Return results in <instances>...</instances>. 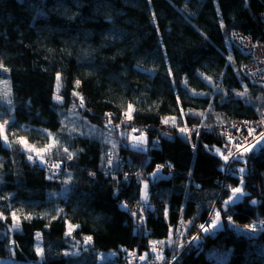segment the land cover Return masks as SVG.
<instances>
[{
    "label": "trees",
    "instance_id": "1",
    "mask_svg": "<svg viewBox=\"0 0 264 264\" xmlns=\"http://www.w3.org/2000/svg\"><path fill=\"white\" fill-rule=\"evenodd\" d=\"M263 15L264 0H0V123L54 142L42 164L20 143L7 164L0 149V261L96 264L112 253L103 264H125L135 253L140 264L163 241L174 264H264V147L230 165L246 168L245 194L226 211L225 183L240 181L215 153L225 148L217 126L264 113L262 88L242 72L250 56L232 39L264 42ZM133 129H147L146 147L128 143ZM157 166L168 174L153 179ZM146 180L154 209L140 221L128 206L143 203ZM213 209L222 228L191 241Z\"/></svg>",
    "mask_w": 264,
    "mask_h": 264
},
{
    "label": "snow or ice",
    "instance_id": "2",
    "mask_svg": "<svg viewBox=\"0 0 264 264\" xmlns=\"http://www.w3.org/2000/svg\"><path fill=\"white\" fill-rule=\"evenodd\" d=\"M235 35V33H234ZM231 56H229V60H231ZM0 67H3V65H0ZM4 72H7L8 69L7 68H4L3 69ZM169 72L171 73V70L169 69ZM60 74L57 73L56 75V79L57 81L59 82L60 81ZM2 83H7V81H0ZM77 85L80 83L79 81H76ZM59 86V84H58ZM246 94V90L244 93H237V95H245ZM55 99L57 101H60L62 99V97H60L59 95H57L55 97ZM83 105V101L81 99V106ZM133 109H132V105H128V110L124 113V115L127 117L128 120H131L132 119V116H131V113H132ZM182 115H183V111H182ZM200 115H203V113H201ZM172 119V123L173 125L176 124V120L175 118H171ZM110 122V121H109ZM165 123H167L168 121L165 120L164 121ZM264 122V121H262ZM9 121L8 120H3L2 123H0V138H3L4 142L7 143L8 142V137L7 135H5V126L8 125ZM246 125L248 122H244ZM235 126V125H233ZM119 127V126H117ZM179 132L181 133H184V134H189L191 133L192 130L188 129L187 126L185 127H180L179 129ZM133 132H136L138 131L137 129H133L132 130ZM197 134L198 133V130H197ZM49 136H51V134H49ZM145 136H146V133H143L141 132V135L140 136H133L131 137V140L133 142V147H139L141 145H143L145 143ZM248 137H252V141H249ZM248 137H244L243 140H241L240 138H236V142L233 144L232 141H233V138L231 136H228V144L225 145V150L226 151H222L220 148H216L215 149V153L218 154L223 162L225 164H228V162L230 160H233V161H240V160H244V157L253 151V149L261 142V141H264V132H260L259 133V136L257 137L255 135V129L254 128H251V127H248ZM20 144L24 145L25 146V150L29 153L27 158L29 161H33V153L35 154V157L36 159H38L41 163H45V154L46 153H49L50 150L53 148V143H48L46 144L44 147L42 148H36L34 146H29L27 145V142L21 138L19 141H18ZM231 145V146H229ZM116 145L113 144V149H115ZM207 147V146H205ZM235 149V150H233ZM64 152L67 153V159L70 161L73 159V154L71 152H69L68 148H64ZM244 163L246 164L247 161L245 160ZM107 165L108 166H111L113 165V159L111 156L108 157L107 159ZM60 163H56L54 165H50V167L54 168V169H59L60 168ZM163 167V166H157V173H154L153 176L157 175L158 172H159V169ZM239 173L241 174V179H240V184L242 185L244 183V179H243V174L245 173L246 171V168L245 167H240L238 169ZM56 173L54 172L53 175H55ZM53 177L50 176L49 179H52ZM127 175H125V179H127ZM69 181L68 180H65L64 183L67 184ZM230 188V191H231V195L228 197L227 200H224L223 201V204H224V211L227 210V206L230 204V203H234V198H236L239 195H244V191H243V188L240 187V186H235V187H232V186H228ZM147 189H148V183L147 182H143V190L141 192V199L144 200L145 202L147 201ZM252 203H256V201H252ZM127 207V206H125ZM132 216L135 217L136 216V213L135 212H132ZM11 217H12V221H13V225H12V228L14 230H18L19 227H20V223H19V217L17 216L16 214V211H13L11 213ZM5 217L3 216L2 213H0V219H4ZM26 219L30 218V217H25ZM143 217L141 216V219ZM228 219V222L229 223H232V217L229 215L227 217ZM191 223V222H189ZM221 223V210H217V209H213V215H212V218H211V222L208 223L207 225L205 224H200L198 227H199V230L203 233H209L210 231L212 230H215ZM264 223V222H262ZM68 232L66 233V235H71V231L73 230V228L75 227L74 225H71L70 223L68 224ZM186 227V225H185ZM254 227V226H253ZM179 231V230H178ZM182 234V233H181ZM37 236H39V233L37 234ZM169 237H171V231L169 233ZM92 237L91 236H88V237H85L84 239V243L87 244L91 241ZM200 239L199 235H196V236H193L191 238V241H195V240H198ZM189 241V243L191 242ZM14 243V241L12 242ZM79 243V242H77ZM152 243H156V242H152ZM161 244H163L164 242L161 241L159 242ZM180 247H183V244L180 245ZM37 254L38 255H41L42 257V249L39 247V245H37ZM153 251H156L155 248H153ZM69 253H65V255H68ZM73 255H75V253H71ZM158 258H160L158 256ZM141 260L144 259V257H141L140 258ZM176 259V255L173 256V260Z\"/></svg>",
    "mask_w": 264,
    "mask_h": 264
},
{
    "label": "built area",
    "instance_id": "3",
    "mask_svg": "<svg viewBox=\"0 0 264 264\" xmlns=\"http://www.w3.org/2000/svg\"><path fill=\"white\" fill-rule=\"evenodd\" d=\"M262 20L264 21V15L262 16ZM232 39L236 46L241 48L243 51L247 52L248 55L250 56V61L248 64H245L242 67V72L245 74V76L247 77L250 83L260 86L264 94V42L263 41L256 42L251 38L244 36L240 31L233 32ZM262 121H264V113L259 119L254 120V122L244 121V120L243 121L232 120L229 121L228 123H223L220 126H217L216 128L221 134L222 138H224L225 145L228 144V136H231L233 138L232 143L234 144L236 142V138H240L241 140H243L244 137H248V127L255 129V135L260 132H264V122ZM244 122H248L247 125ZM248 139L249 141H252L253 138L248 137ZM224 151H226L225 148ZM233 162H234L233 160H230L228 164L223 163L224 164L223 171L225 176H226L225 169H229V166ZM161 171L164 174H168L167 171L164 170V168H161ZM230 174H233V170L229 172V175ZM145 182H147V180ZM137 206L138 205H130L128 207L131 210V212H135ZM205 222L210 223L211 217H209ZM258 225L259 223H255L256 227H258ZM261 227L264 228V224H262ZM153 248H155L156 251H153ZM149 249H150L149 258L141 261L140 264H163V263L167 264L170 262L164 257L163 254L164 249L160 245V243L158 242L151 243ZM158 256L160 258H158ZM130 258L134 259L132 260L133 261L132 264H139V261L137 260V255L135 253L130 254L127 257L125 264L130 263Z\"/></svg>",
    "mask_w": 264,
    "mask_h": 264
},
{
    "label": "rangeland",
    "instance_id": "4",
    "mask_svg": "<svg viewBox=\"0 0 264 264\" xmlns=\"http://www.w3.org/2000/svg\"><path fill=\"white\" fill-rule=\"evenodd\" d=\"M0 86H2V84H0ZM1 89V88H0ZM0 96H2L1 95V90H0ZM106 125H107V127L108 128H111V126H114L115 125V123L113 122L112 123V121L111 122H109L108 121V123H106ZM138 131H136V132H133L132 131V133H131V135H130V137L128 138V143L132 146L133 145V142H132V140H131V137H133V136H140L141 135V132H143V133H146L147 134V129L144 131V130H142V129H137ZM104 132V131H103ZM100 133V132H99ZM39 134V133H38ZM5 135H7V137H8V142L7 143H5L4 142V140H3V138H0V149L2 150V153L4 154L3 156H4V159L6 160V164L8 163V160L7 159H10L9 158V151H10V148H9V146H10V144L12 143V141H14L16 144L17 143H19L18 141L21 139V138H23L22 136H20L19 135V131H18V129H16L15 127H6L5 126ZM39 135H41V134H39ZM100 135H101V133H100ZM256 136L258 137L259 136V133L258 134H256ZM41 138H42V136H41ZM41 138H39V140H36L35 138H28V139H24L26 142H27V145H29V146H34V147H36V148H42V147H44L45 145H46V142L45 143H42L43 142V139L41 140ZM50 139H51V137H49ZM114 139H116V137L115 136H113L112 134H110V133H108V132H104V141L106 142V143H109L110 145H112L113 146V144H118L117 142L115 143V140ZM47 142H49V140H47ZM54 143V142H53ZM146 144H147V142H146V136H145V143L143 144V145H141V146H139V148H142V147H146ZM22 145V144H21ZM23 147H25L24 145H23ZM54 147V146H53ZM133 147V146H132ZM260 147H264V141H261L253 150H256V149H259ZM133 148H136V147H133ZM24 152H26V157L28 156V152L25 150V148H24ZM50 153V152H49ZM49 153H46L45 154V156L46 155H48ZM33 158H36L35 157V154L33 153ZM46 159V158H45ZM234 163V162H233ZM42 164V163H41ZM50 165V164H49ZM7 169H9V167H7ZM239 169V168H238ZM9 172L11 171V169H9L8 170ZM225 171H226V176L225 177H227V176H229V172H231L232 170H230V166H229V169H225ZM234 172H233V174H231V175H234V174H236L237 176H239L238 178H239V181H240V179H241V174L237 171L236 172V170H233ZM159 172H161L162 173V171L161 170H159ZM154 173H157V171H154L153 173H152V178L154 179V178H156V177H159V175H161V174H157V175H155V176H153V174ZM108 174H111V172H108ZM65 178H67V179H69V177L68 176H65ZM225 185L227 186V189H229V187L228 186H230L228 183H225ZM236 186H240V187H242V185L240 184V182H239V184L238 185H236ZM143 190V189H142ZM242 198V195H239L238 194V196L236 197V198H234V203H236V201H238V200H240ZM147 199H148V196H147ZM228 199V198H227ZM142 204H139V206H137L136 207V209H135V213H136V216H135V218H137L138 220H140V221H142L143 219H145L146 218V215H147V212L148 211H150L151 209H154V208H152L149 204H148V200L145 202L144 200H142ZM229 212L227 211V212H225V216H227V215H229L228 214ZM141 216L143 217L142 219H141ZM260 220V219H259ZM253 222H258L257 220L256 221H253ZM208 224V222H205V225H207ZM222 219H221V223H220V225L215 229V230H219V229H221L222 228ZM215 230H212V231H210V232H214ZM201 231L199 230V231H197L195 234H194V236H196V235H198L199 233H200ZM171 238V237H170ZM166 243V242H165ZM169 243V242H168ZM191 243V242H190ZM189 242H188V245L190 244ZM160 245L164 248V243L163 244H161L160 243ZM76 248H74V249H72L71 250V252H69V253H75V255L74 256H76V255H78V254H80L79 252H80V250H78V249H76ZM113 256H114V254H112V253H108V254H100V253H98L97 255H96V258H95V263L96 264H103V262L104 261H106V260H109L110 258H113ZM134 257V256H133ZM135 258V257H134ZM170 259L171 260H169V259H167V260H169L170 262L169 263H167V264H174V260H173V258H171L170 257ZM132 260H134V259H132V258H130V263L132 264ZM140 261V260H139ZM129 263V264H130ZM0 264H18V263H15L13 260H1L0 261ZM163 264H165V263H163Z\"/></svg>",
    "mask_w": 264,
    "mask_h": 264
}]
</instances>
